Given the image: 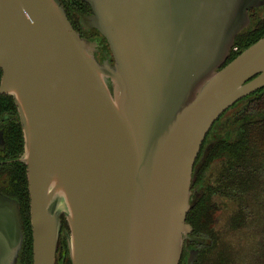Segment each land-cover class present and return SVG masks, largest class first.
I'll return each instance as SVG.
<instances>
[{
    "label": "water",
    "instance_id": "1",
    "mask_svg": "<svg viewBox=\"0 0 264 264\" xmlns=\"http://www.w3.org/2000/svg\"><path fill=\"white\" fill-rule=\"evenodd\" d=\"M89 1L113 65L59 0H0V91L23 129L33 264H55L63 217L72 264H180L202 142L264 86V35L226 63L264 0ZM22 245L19 200L0 192V264Z\"/></svg>",
    "mask_w": 264,
    "mask_h": 264
},
{
    "label": "flooded vegetation",
    "instance_id": "2",
    "mask_svg": "<svg viewBox=\"0 0 264 264\" xmlns=\"http://www.w3.org/2000/svg\"><path fill=\"white\" fill-rule=\"evenodd\" d=\"M59 1L73 28L83 39L92 43L97 60L101 64L108 61L109 64L113 65L115 59L107 37L98 28L86 21L87 17L94 14L93 4L89 0ZM249 11L251 22L240 33L256 31L259 29L260 24L264 23V3L251 7ZM239 34H237L234 44L237 43ZM251 38L253 37L250 35L246 42H250ZM240 48V45H233L230 54L234 50L239 51ZM229 56L226 63L229 62ZM1 78L2 70L0 69V82ZM249 100L250 98L246 96L245 99L241 98L227 108L215 120L202 142L192 177L191 201L194 202V206L190 210L194 208L195 210L194 213L187 214V222L192 225V231L190 232L192 238L185 241L182 264H187L191 250L198 251L193 264H206L204 259L213 256L212 253L216 250V246L221 248L225 245L223 243L225 236L226 239H229L227 241L229 245V264H264V213H246L247 218L246 220L242 218L241 227L234 228V218L238 213L229 211V183L226 185L227 192H223L220 188L224 185V182L228 181L222 178L223 170L229 172V162L226 160L228 156L224 154L229 155L232 148L226 143L229 142V138L234 139L235 135L239 133V120L236 121L239 113L237 112L241 107L242 109L245 108ZM262 118H264V113L253 119ZM211 144L213 145L203 160L204 153ZM23 150L24 135L17 105L9 93L0 91V192L5 195L9 190L13 195H16L15 191H20L22 188V180L25 177L27 178L26 164L19 160ZM216 154L218 156H215ZM210 158H213V160L210 161ZM226 171L224 173H227ZM7 196L18 199L17 196ZM222 202L226 204V207ZM21 217L23 245L16 264H33L31 215L28 221L30 222L32 241L27 249L26 234L28 232L24 229L25 221L22 213ZM66 230H69V227L63 221L60 238L63 240L62 237L64 236L67 242ZM236 230H240L242 234V240L238 244L234 243ZM257 233H260V235H256ZM66 245L68 247V244H63V248L57 250L55 264L69 263L70 255L69 249L65 248ZM210 245H212V249L206 251L205 246ZM27 250L28 254L26 255ZM233 251H236V262L230 263V260L233 259Z\"/></svg>",
    "mask_w": 264,
    "mask_h": 264
},
{
    "label": "trees",
    "instance_id": "3",
    "mask_svg": "<svg viewBox=\"0 0 264 264\" xmlns=\"http://www.w3.org/2000/svg\"><path fill=\"white\" fill-rule=\"evenodd\" d=\"M260 28L262 29L260 30ZM250 35L253 38H251L250 42H246V39ZM263 35V22L256 31L240 33L238 35V41L234 46L240 45L241 48L239 51H232L229 56V61ZM247 97L250 98L247 106L243 109L241 107L237 112L239 113V117L236 121L239 120L240 131L235 135L234 139L229 138V142L226 143L232 148L229 151V155L224 154L228 156L226 160L229 162V172L223 170L222 178L228 181L224 182L223 186H220L223 192H227L226 185L229 183V202L235 203L236 207L232 209V212L238 213L234 218V228L241 227L242 218L245 220L247 218L246 213H264V118L258 120L253 119L257 115H263L264 113V88L258 89ZM243 98L245 99L246 96ZM215 156L218 155L216 154ZM212 160L213 158H210V161ZM225 171L227 173H224ZM15 192L16 195H13L11 190H9L7 195L17 196L20 201V209L25 221L24 229L28 232L26 234L27 249L31 244L32 236L30 222L28 221L30 216V195L28 179L26 177L22 180L21 190ZM194 210L195 208L188 213H194ZM63 221L67 225L64 217ZM256 235H260V233ZM62 239L59 238L57 250H61L63 248L62 245L67 244L64 236ZM223 243L225 245L221 248L216 246V250L212 253L213 256L204 259L206 264H229V245L227 241H223ZM211 246H205L206 251H209ZM65 248H68L67 245ZM25 254H28V250ZM183 258L184 255H182L180 264H182ZM230 261V263L236 262V251H233V259ZM68 264H72L71 258H69Z\"/></svg>",
    "mask_w": 264,
    "mask_h": 264
},
{
    "label": "rangeland",
    "instance_id": "4",
    "mask_svg": "<svg viewBox=\"0 0 264 264\" xmlns=\"http://www.w3.org/2000/svg\"><path fill=\"white\" fill-rule=\"evenodd\" d=\"M224 204V202H222ZM224 206L226 207V204H224ZM235 203L234 202H229V211H232V209H235ZM242 240V234L240 230H236L234 233V243H240ZM223 241H229V239H225Z\"/></svg>",
    "mask_w": 264,
    "mask_h": 264
}]
</instances>
